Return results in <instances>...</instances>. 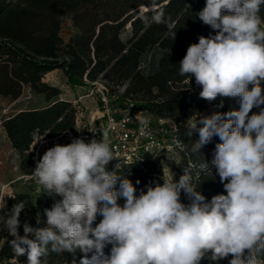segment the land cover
Returning <instances> with one entry per match:
<instances>
[{"label":"clouds","instance_id":"obj_1","mask_svg":"<svg viewBox=\"0 0 264 264\" xmlns=\"http://www.w3.org/2000/svg\"><path fill=\"white\" fill-rule=\"evenodd\" d=\"M262 5L264 0H206L197 17L211 31L179 62V75L189 82L194 77L201 99L221 98L215 109L224 107V98L239 103L238 110L199 114L185 133L190 141L198 134L193 153L219 138L211 166L226 194L208 200L186 171L178 181L163 178L137 194L130 179L107 170L114 155L106 131L99 140L72 138L48 148L31 173L42 193L54 198L43 209V227L25 222L20 235L23 209L0 208V230L13 237L8 243L15 256H26L27 264H46L42 258L50 252H79V264H218L228 257L229 264H264ZM154 21L165 22L162 14ZM171 35L174 40L176 31ZM139 124L143 133L149 120Z\"/></svg>","mask_w":264,"mask_h":264},{"label":"trees","instance_id":"obj_2","mask_svg":"<svg viewBox=\"0 0 264 264\" xmlns=\"http://www.w3.org/2000/svg\"><path fill=\"white\" fill-rule=\"evenodd\" d=\"M205 4L206 0H0V96L15 101L27 87L44 99L43 106L20 110L1 122L19 158L22 175L31 173L33 159L27 151L36 138L50 137L74 126L76 107L60 97V89L44 81L46 74L62 70L67 84L73 87L102 81L114 100L120 102L115 107L112 101L115 108L123 110L132 103L134 111H144L169 122L165 127L180 143L174 147L179 160L171 165L169 173L159 152L142 153L131 163L114 169L133 182L137 194L139 189L146 191L149 183L162 184L163 178L178 181L184 171L208 200L226 194L211 166L219 138L213 137L200 153H193L198 134L191 141L185 135L193 120L221 99L212 103L201 99V88L195 84L194 77L189 82L179 75V62L188 46L211 31L197 17ZM160 14L165 22L157 23L154 16ZM259 15L264 21V5ZM65 23L74 30L66 43L60 37ZM172 31H176L174 40ZM232 109H239L238 101L224 98V107L218 110ZM204 161L209 164L206 168L201 167ZM30 200L28 193H16L13 198L4 199L5 212L14 205L23 209L19 218L20 235H24L25 222L43 227L46 220L43 209L50 208L54 202L40 188L32 203V213H28ZM181 201L188 203L183 193ZM100 219L98 216L96 223ZM37 220L41 223L37 224ZM11 239L6 230H0V263L27 264L26 256L17 257L13 253L8 243ZM110 247L105 249L106 253ZM80 256L79 252L75 256L50 252L42 259L46 264L74 261L79 264ZM230 259L220 260L218 264H229ZM201 264L217 262L204 259Z\"/></svg>","mask_w":264,"mask_h":264},{"label":"built area","instance_id":"obj_3","mask_svg":"<svg viewBox=\"0 0 264 264\" xmlns=\"http://www.w3.org/2000/svg\"><path fill=\"white\" fill-rule=\"evenodd\" d=\"M90 85L96 88L99 94V104L94 102V112L87 115L86 104L81 101L82 98H88L90 95H84L74 100L72 104L76 107V115L73 128L50 137H38L31 144L30 149L27 151L33 159L31 173L35 168V162L39 156H42L48 148L55 144H67L71 142L72 138L77 137L84 138L86 141L93 137L99 140L101 139L100 133L105 131L108 133L110 147L114 155V159L107 165L108 171L118 169L122 164L131 163L142 153H161L164 142L156 136L154 126L150 120L154 121L158 126L166 125L169 123L168 121L157 119L144 111H134L132 103L129 104L128 108L123 110L115 108L112 105L115 97L109 94L106 85L102 81L99 80ZM142 118L149 120V124L145 126L143 133L140 131L141 125L139 124ZM171 137V140L180 146L175 137ZM31 173L29 175H22L20 179L24 182L35 183ZM38 188L40 190V186ZM13 197L14 195L12 194L5 198L10 199Z\"/></svg>","mask_w":264,"mask_h":264},{"label":"rangeland","instance_id":"obj_4","mask_svg":"<svg viewBox=\"0 0 264 264\" xmlns=\"http://www.w3.org/2000/svg\"><path fill=\"white\" fill-rule=\"evenodd\" d=\"M260 27L264 29V24H261ZM73 34V28L69 23H65L62 26L60 37L63 42L66 43L69 37ZM44 81L53 87H57L61 91L60 97L71 103L74 100H77L79 97L84 95H90L88 98H82L81 101L86 104L87 110L86 114L90 115L94 112V102L98 103L99 94L97 89L93 88L90 84L82 87H73L67 84L65 75L62 70H54L45 75ZM116 99V98H115ZM44 105V99L42 96L35 94L29 88L25 87L23 89L22 95L15 101H12L10 98H4L0 96V207L4 206V199L9 195H15L16 193L29 194L30 202L27 206V212L32 213V203L36 193L39 188L35 183L24 182L20 178L22 173L19 168V158L12 150L10 143L6 137V134L1 127V122L13 115L14 113L28 109L41 107ZM113 105L118 107L120 102L113 100ZM215 107H210L209 109L202 112V114L209 115ZM219 111V110H218ZM198 118V117H197ZM194 119L193 123L197 120ZM153 124L156 136L163 140V148L161 150L165 171L170 172L171 165L177 163L179 160L178 153L174 147H178L172 139V133L163 126H158L154 121L150 120ZM168 167V168H167ZM119 203L122 205L124 201L121 199ZM32 217V215H31ZM36 217V216H34ZM0 264H16L14 261L11 262H1Z\"/></svg>","mask_w":264,"mask_h":264},{"label":"crops","instance_id":"obj_5","mask_svg":"<svg viewBox=\"0 0 264 264\" xmlns=\"http://www.w3.org/2000/svg\"><path fill=\"white\" fill-rule=\"evenodd\" d=\"M73 33H74V30H73Z\"/></svg>","mask_w":264,"mask_h":264}]
</instances>
